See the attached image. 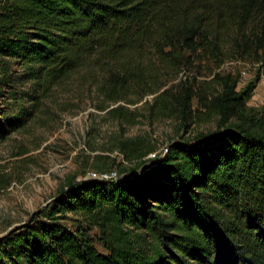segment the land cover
<instances>
[{"label":"trees","instance_id":"16d2710c","mask_svg":"<svg viewBox=\"0 0 264 264\" xmlns=\"http://www.w3.org/2000/svg\"><path fill=\"white\" fill-rule=\"evenodd\" d=\"M226 36L264 68V0H0V141L74 75L95 86L99 110L133 124L134 111L112 105L153 93L164 68L219 52ZM216 80L217 93L197 94L213 131L154 157L141 140L121 143L133 165L71 183L0 236V264H264V111L246 106L256 83ZM183 91L186 127L195 93ZM167 93L151 109L163 114ZM68 213L96 229L102 251Z\"/></svg>","mask_w":264,"mask_h":264},{"label":"rangeland","instance_id":"374dc122","mask_svg":"<svg viewBox=\"0 0 264 264\" xmlns=\"http://www.w3.org/2000/svg\"><path fill=\"white\" fill-rule=\"evenodd\" d=\"M189 57L188 61H182L184 65L180 68H164L157 81L150 85L153 93L133 104L121 101L112 105L120 104L125 110L134 111L136 121L133 124L109 116L107 109L99 110L97 106L102 99L95 86L90 81L79 83L78 75L62 82L52 97L50 93L32 119L0 141V236L26 223L34 212L46 207L55 196L88 172L132 166L120 152L123 142L141 140L159 151L171 141L190 140L197 134L213 131L217 117L213 110L197 105V94L210 96L217 93L220 90L217 74L237 76V90L249 82L256 83L246 106L253 112L264 111V68L254 55L240 57L228 36L219 52L213 55L197 52ZM188 86L195 96L185 127L179 102ZM164 90L168 93L162 114L157 107L151 109V104ZM7 97L8 92L0 101ZM12 104L9 99L1 106ZM67 217L68 224L82 228L93 245L102 251L96 229L83 226L71 213Z\"/></svg>","mask_w":264,"mask_h":264},{"label":"built area","instance_id":"2783aa9c","mask_svg":"<svg viewBox=\"0 0 264 264\" xmlns=\"http://www.w3.org/2000/svg\"><path fill=\"white\" fill-rule=\"evenodd\" d=\"M262 79L264 80V75H262ZM262 100L264 103V89H263ZM159 150H162L163 152H165L167 150V148L164 146V147H161ZM156 152L157 151L150 153L149 156L154 157ZM87 175H89L90 177H93V178L99 177L101 179H113L117 175V170H111V171H107V172L91 171V172H88Z\"/></svg>","mask_w":264,"mask_h":264}]
</instances>
